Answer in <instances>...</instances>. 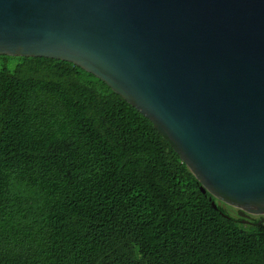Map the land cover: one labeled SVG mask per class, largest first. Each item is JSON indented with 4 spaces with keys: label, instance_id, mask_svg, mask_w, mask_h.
<instances>
[{
    "label": "trees",
    "instance_id": "obj_1",
    "mask_svg": "<svg viewBox=\"0 0 264 264\" xmlns=\"http://www.w3.org/2000/svg\"><path fill=\"white\" fill-rule=\"evenodd\" d=\"M193 180L101 80L0 56V264H264Z\"/></svg>",
    "mask_w": 264,
    "mask_h": 264
},
{
    "label": "water",
    "instance_id": "obj_2",
    "mask_svg": "<svg viewBox=\"0 0 264 264\" xmlns=\"http://www.w3.org/2000/svg\"><path fill=\"white\" fill-rule=\"evenodd\" d=\"M0 56L101 80L213 209L264 230V0H0Z\"/></svg>",
    "mask_w": 264,
    "mask_h": 264
}]
</instances>
